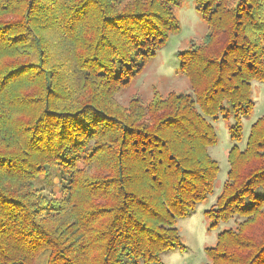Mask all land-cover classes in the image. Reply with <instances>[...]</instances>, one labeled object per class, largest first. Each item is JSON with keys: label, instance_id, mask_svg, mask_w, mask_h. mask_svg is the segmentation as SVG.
Returning a JSON list of instances; mask_svg holds the SVG:
<instances>
[{"label": "trees", "instance_id": "1", "mask_svg": "<svg viewBox=\"0 0 264 264\" xmlns=\"http://www.w3.org/2000/svg\"><path fill=\"white\" fill-rule=\"evenodd\" d=\"M183 0H0V264H162L178 220L214 193L213 125L264 84V0H195L208 26L178 52L192 93L117 95L180 30ZM229 170L208 264H264V115ZM55 169L61 197L35 186Z\"/></svg>", "mask_w": 264, "mask_h": 264}, {"label": "rangeland", "instance_id": "2", "mask_svg": "<svg viewBox=\"0 0 264 264\" xmlns=\"http://www.w3.org/2000/svg\"><path fill=\"white\" fill-rule=\"evenodd\" d=\"M176 12L180 21V30L170 36L168 41L157 50L155 57L148 62L143 72L117 95L121 104L128 105L130 99L136 96L148 102L156 92L164 97L170 92L192 93L189 80L179 72L178 52L188 49L192 44L200 43L208 32V26L196 10L195 0H183ZM253 95L254 111L250 117L242 121V142L236 144L231 140L229 126L233 123L232 120L220 118L213 122L218 143L209 148V153L220 166L214 193L205 202L198 204L194 211L178 220L177 228L184 248L172 249L164 253L162 264H208L206 248L216 244L218 234L224 227H233L234 221H231L228 224L220 223L211 229L205 211L215 205L227 179L229 151L234 145H238L241 149L245 147L251 126L264 115V84L255 83ZM35 186L51 198L62 196V186L55 169H49L41 174L35 181Z\"/></svg>", "mask_w": 264, "mask_h": 264}]
</instances>
